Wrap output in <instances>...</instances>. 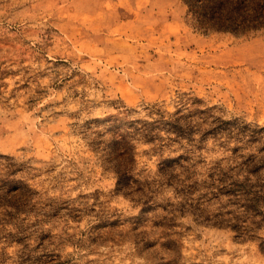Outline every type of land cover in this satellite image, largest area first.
Returning <instances> with one entry per match:
<instances>
[{
	"label": "rangeland",
	"instance_id": "374dc122",
	"mask_svg": "<svg viewBox=\"0 0 264 264\" xmlns=\"http://www.w3.org/2000/svg\"><path fill=\"white\" fill-rule=\"evenodd\" d=\"M0 264H264V28L0 0Z\"/></svg>",
	"mask_w": 264,
	"mask_h": 264
},
{
	"label": "trees",
	"instance_id": "16d2710c",
	"mask_svg": "<svg viewBox=\"0 0 264 264\" xmlns=\"http://www.w3.org/2000/svg\"><path fill=\"white\" fill-rule=\"evenodd\" d=\"M197 26L242 33L264 28V0H183Z\"/></svg>",
	"mask_w": 264,
	"mask_h": 264
}]
</instances>
